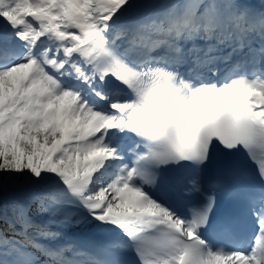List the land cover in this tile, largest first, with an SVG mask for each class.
I'll use <instances>...</instances> for the list:
<instances>
[{"label":"snow or ice","instance_id":"snow-or-ice-1","mask_svg":"<svg viewBox=\"0 0 264 264\" xmlns=\"http://www.w3.org/2000/svg\"><path fill=\"white\" fill-rule=\"evenodd\" d=\"M0 28V173L31 185L0 199V264H264V0H0ZM215 145L254 165L247 248L210 220L237 194ZM169 166L189 211L147 190ZM73 208L113 238L58 243Z\"/></svg>","mask_w":264,"mask_h":264},{"label":"rangeland","instance_id":"rangeland-1","mask_svg":"<svg viewBox=\"0 0 264 264\" xmlns=\"http://www.w3.org/2000/svg\"><path fill=\"white\" fill-rule=\"evenodd\" d=\"M0 176H1V174H0ZM16 178H17V176H15V175H9L8 174V176H7V180H6V182H3L2 183V185H3V187L5 188V190H10L11 189V191L13 192V190H16L17 189V187L16 188H8L7 186H8V184L11 186L14 182H15V180H16ZM24 182V184H29V182H28V180L26 179V177H24L23 176V180H22V183ZM21 183V184H22ZM21 186V185H20ZM19 186V187H20ZM32 208V207H31ZM79 210V208H73V209H69L68 211H70L71 213H75L76 211H78ZM30 212H31V214L32 215H36V217L37 218H41V219H47V217H45V216H39L38 214H37V207H34V208H32V209H30Z\"/></svg>","mask_w":264,"mask_h":264},{"label":"trees","instance_id":"trees-1","mask_svg":"<svg viewBox=\"0 0 264 264\" xmlns=\"http://www.w3.org/2000/svg\"><path fill=\"white\" fill-rule=\"evenodd\" d=\"M2 175V179H5L7 176V173H0ZM22 176L17 177V182L20 180ZM0 199H2L5 202L4 211L7 215H11V209H12V200L9 198L8 194L5 193L4 189L0 187Z\"/></svg>","mask_w":264,"mask_h":264},{"label":"bare ground","instance_id":"bare-ground-1","mask_svg":"<svg viewBox=\"0 0 264 264\" xmlns=\"http://www.w3.org/2000/svg\"><path fill=\"white\" fill-rule=\"evenodd\" d=\"M142 2L147 3V2H151V0H142ZM133 19H134V18H133ZM130 22H131V21H130ZM30 207L34 208V207H36V206H33V204H32Z\"/></svg>","mask_w":264,"mask_h":264}]
</instances>
